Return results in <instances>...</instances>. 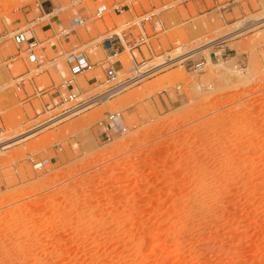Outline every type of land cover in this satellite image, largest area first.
<instances>
[{"label": "rangeland", "instance_id": "rangeland-1", "mask_svg": "<svg viewBox=\"0 0 264 264\" xmlns=\"http://www.w3.org/2000/svg\"><path fill=\"white\" fill-rule=\"evenodd\" d=\"M44 1L37 21L36 0H0V142L28 136L0 151V264H264V0H237L225 21L196 16L192 3L190 17L171 0ZM117 2L122 13L93 19ZM151 13L157 36L134 51L136 62L173 61L62 118L73 109L61 103L69 54L92 65L73 92L95 98L132 61L120 49L109 60L118 80L108 82L103 40L126 43V23ZM76 15L86 24L57 37ZM251 20L263 21L234 34ZM18 30L41 42V72L13 44ZM206 44L214 60L184 67ZM115 112L126 131L106 141L98 122Z\"/></svg>", "mask_w": 264, "mask_h": 264}, {"label": "built area", "instance_id": "built-area-1", "mask_svg": "<svg viewBox=\"0 0 264 264\" xmlns=\"http://www.w3.org/2000/svg\"><path fill=\"white\" fill-rule=\"evenodd\" d=\"M187 1L190 0H182L181 3H185ZM44 4H45L44 0H36L35 3L36 13L38 14V16L36 17L37 21L41 19L42 14H44L45 12ZM233 4H234L233 0H226L219 5L220 10L222 11L229 10L233 6ZM124 8L125 7L123 4H121V2L112 4L110 8L107 5L101 4L96 7L93 13V19L95 20L102 19L110 9L114 12L122 13ZM144 16L145 18L141 17L138 23H132L130 26L128 25V23H126L127 30H129L132 26L137 25L138 27L137 30H139V33L135 37L131 38L126 43H124V45H123L122 37L119 34H114V33L107 36L102 42L104 51L107 52V54L109 53L110 55H108L104 60L100 61L99 66L103 68L104 76L108 80V82H114L118 80L119 76L117 74V70L109 62V60L115 57H119L121 54L120 49L126 47L132 60L131 68L129 72H127V75L128 74L129 75L124 80L117 81L115 85L107 91V93L116 88H121V89L116 94L109 95V98L128 89L129 87L133 86L134 84L142 80L144 77L152 76L157 71L162 69V66L166 64L164 63L144 69L146 67V63L144 61L140 63L136 62L134 51H138L142 45H146L149 39V36H147V34L144 33L142 29L143 25L149 24L152 18L156 17V15L153 13L146 14ZM86 22H87L86 17L81 15H76L69 20L66 26H62L61 24H59L58 32L55 35H57V37L67 38L71 35V32L73 31L74 28L84 26ZM12 41L17 48L24 47V53L26 54L25 56L26 64L30 67H33L34 70L41 72L43 66L40 62V58L38 55V53L42 51V48L40 47L41 42L37 41L35 38L28 37L26 31H20V30L13 33ZM68 58L70 59L69 76L71 79L61 84V86L65 88L67 91L66 95L61 96L62 105H71L73 107L72 110H74L83 105L85 106L82 109H86L91 107L92 105L99 104V102L93 103L92 100L101 96L102 94L96 96L95 98H89L87 100L81 101L79 95L73 92V90L75 89L72 84L73 79L81 75L86 70L90 69L92 66L87 56L82 52H75V53L72 52L69 54ZM200 65H203V63L197 64L196 68ZM25 82H26V77L24 75L18 76L15 80L16 89L21 90ZM36 92L38 93L41 92V89H36ZM43 93H45V91ZM64 114L65 113H62L60 114V116ZM98 126L101 134L103 135V138L106 141H110L113 139L114 135H121L126 131L123 125L122 117L118 112L107 113L105 115L104 120L98 122ZM43 165L44 163L35 164L36 168H41Z\"/></svg>", "mask_w": 264, "mask_h": 264}, {"label": "crops", "instance_id": "crops-1", "mask_svg": "<svg viewBox=\"0 0 264 264\" xmlns=\"http://www.w3.org/2000/svg\"><path fill=\"white\" fill-rule=\"evenodd\" d=\"M171 1L172 2H178V5L179 6H182L185 10H187V12H188V14H189L190 17H192V13H191L190 10H188V4L189 3H192L193 8H194V12H195V15L196 16L202 17L203 15H210L211 13L215 12V13H218L221 16V18L225 21L226 12H225V10L224 11L220 10V6L219 5L222 2H220L219 0H210L211 3H212V7H210L209 2L207 0H190V1H187L185 3H181L182 0H171ZM233 1H234L233 6H234L237 3V0H233ZM226 11H228V10H226ZM227 14H229L231 16L234 15L233 12H229ZM135 19H138V18H135ZM155 19H156V17L155 18H152L151 22L149 23L150 31L152 32V34L149 37V40H151L152 38H154V37L157 36L156 27H155V25L153 23V21ZM137 28H138L137 25L136 26L134 25V26H132L129 29V33L130 34H128L126 36L127 39L133 38L132 32L134 30H136ZM142 29H143L144 33H147L146 32V29H145V25H143V28ZM123 42L125 43L124 40H123ZM223 43H224V40H220V41H217L216 43H214L215 49H220V51H224V49H222V48H224ZM213 48L212 47L209 48V52H208V55L207 56L204 55V53H203L202 50H199V51L194 52L193 54L189 55L190 56L189 58H186V59H184L182 61L183 66L184 67L191 66V68H192L193 66H196L199 63H203V65H205L206 62H207V58L212 62L214 60L215 56H216V53H215V51H214ZM186 63H187L188 66H186Z\"/></svg>", "mask_w": 264, "mask_h": 264}, {"label": "bare ground", "instance_id": "bare-ground-1", "mask_svg": "<svg viewBox=\"0 0 264 264\" xmlns=\"http://www.w3.org/2000/svg\"><path fill=\"white\" fill-rule=\"evenodd\" d=\"M52 12V11H51ZM50 14V13H49ZM51 15H52V13H51ZM263 21V20H262ZM261 20H251V21H248V22H246L244 25H243V27H242V29L241 30H238V32H235L234 34L236 35L237 33H240L241 31H243V30H246V29H249V28H252V27H255L257 24H259V23H261L262 22ZM231 35L232 34H230V35H228V36H226V37H231ZM233 36V35H232ZM203 48H205V45L204 46H202V48L200 49V50H202V51H205L206 49H208L209 48V45H207L206 44V49H203ZM196 51H198V50H196ZM196 51H194V52H196ZM181 59V58H180ZM177 60V59H176ZM172 62L173 60H169V61H163L164 63H169V62ZM175 61V60H174ZM206 61V60H205ZM162 62V63H163ZM121 88H116V89H114V90H112V91H110V92H108L107 93V91H105L104 93H102V95L101 96H99V97H97V98H95L94 100H92V102L93 103H97V102H99V103H102V104H105V103H107V101H108V99H109V95H111V94H116L119 90H120ZM84 106V105H83ZM79 109H81V107H79V108H77V109H74V110H71V111H69V112H67V113H65L64 115H62V118H63V116H66V115H70V114H72L73 112H77ZM83 110V109H82ZM36 131V130H35ZM32 133V132H31ZM29 134V133H28ZM27 136V135H26ZM26 136H25V138H26ZM29 136H30V134H29ZM28 137V136H27ZM25 138H23V139H21V136L19 137H17V138H13L12 140H8V141H6V142H0V151L1 150H3L4 148H6V147H9L11 144H13V143H16V142H18V141H20V140H24Z\"/></svg>", "mask_w": 264, "mask_h": 264}]
</instances>
